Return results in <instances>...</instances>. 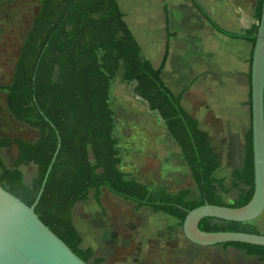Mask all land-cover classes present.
Instances as JSON below:
<instances>
[{"label":"trees","instance_id":"trees-1","mask_svg":"<svg viewBox=\"0 0 264 264\" xmlns=\"http://www.w3.org/2000/svg\"><path fill=\"white\" fill-rule=\"evenodd\" d=\"M261 5L262 0H257L255 22L244 36L251 43L250 61ZM119 70L125 81L133 83V92L156 112L179 147L198 198L190 197V188L169 192L150 187L128 178L119 168L110 106L111 81ZM160 74L161 66L153 67L142 56L116 0H40L22 40L12 79L0 85L11 115L39 131L32 142L0 137V185L29 206L36 201L34 212L39 219L90 264H99L104 258H93L91 247H80L81 236L72 222L74 205L87 200L90 189L95 190L98 200L99 189L105 186L134 203L136 210L148 207L152 212H163L177 219L180 226L189 210L204 203L241 207L252 197L250 128L245 133L242 166L231 174L230 185L236 196L231 203H224L217 190L222 181L213 176L220 165L219 154L208 133L181 106L182 94L174 95ZM11 143L18 148L13 168L6 165L2 155ZM30 163L35 164L36 171L27 177L19 166ZM198 228L205 232L260 233L253 221L214 217L201 218ZM220 245L244 250L264 262L262 245L236 241Z\"/></svg>","mask_w":264,"mask_h":264},{"label":"crops","instance_id":"crops-1","mask_svg":"<svg viewBox=\"0 0 264 264\" xmlns=\"http://www.w3.org/2000/svg\"><path fill=\"white\" fill-rule=\"evenodd\" d=\"M10 1L0 3L2 16ZM116 1L123 13V20L140 46L142 56L153 67L161 66L160 75L165 84L174 95L182 94L181 106L196 118L198 127L208 133L220 161L213 176L230 182L232 171L242 166L245 133L250 127L251 43L244 36L255 22L257 0ZM217 26L229 33H238L241 37L228 35ZM17 57L11 69L8 68L9 78L3 74L6 65H0V85L10 83ZM6 77L8 81L3 83ZM5 95V91L0 89V137L21 138L29 142L37 139V129L17 121L8 111ZM13 128L19 129L18 135L11 134ZM165 132L169 136L167 130ZM166 145L157 146L161 148L158 159L151 156L150 148H145L139 154L131 153L132 159L127 163H132L129 166L133 168H144L140 169L141 174L148 178L153 172L145 169L151 165L158 168V174L164 173L168 180L173 176L170 170L172 166L176 178L182 173L189 175L176 143L172 140ZM8 150L13 154L10 160ZM2 155L6 165L13 168L18 155L16 144L11 143L4 148ZM122 164L119 166L123 167ZM19 169L30 177L35 174L36 166L30 163L20 165ZM121 170L130 172L124 167ZM132 179L149 186L148 180ZM109 191L101 186L96 200L95 190L90 189L88 199L77 202L81 209L79 216L77 203L74 205L72 222L81 236L80 244L94 250L111 249L106 264H146L147 240L159 236L163 231L167 233V226L168 232L176 235L177 219L173 229L171 222L174 217L163 212H152L148 207L136 210L134 203ZM161 214L166 223L160 230L156 222ZM254 220L260 232H264V210Z\"/></svg>","mask_w":264,"mask_h":264},{"label":"rangeland","instance_id":"rangeland-1","mask_svg":"<svg viewBox=\"0 0 264 264\" xmlns=\"http://www.w3.org/2000/svg\"><path fill=\"white\" fill-rule=\"evenodd\" d=\"M39 6L40 0H12L2 13L5 15L2 16L0 13V65H6V68H3V74L7 75L8 78L10 74L8 68L11 69L14 64L22 40L30 29ZM7 77L2 81L3 83L8 81L6 80ZM132 89L133 83L125 81L122 77V70H119L111 81L110 106L114 112L113 136L117 139L120 163H123L124 170H130L127 173L128 178L138 177L148 180L149 186L163 187L169 192L177 191L179 188H190V197L198 198L196 187L190 175L182 173L183 175L180 174L176 178L173 174L174 166L170 167L173 176L170 177L171 180H168L164 173L158 174V168L154 165L145 169L153 172L149 178L141 174L140 169L144 168L130 167L129 165L132 163L128 165L127 160L132 159L131 153L139 154L143 149L150 148L152 150L151 156L158 159L161 153L160 144L167 146L166 144L172 142L156 112L149 110L147 104ZM13 129L11 134L13 136L18 135L19 129ZM7 155L9 160L12 159V152L8 150ZM139 165L137 166L139 167ZM123 167L119 166L120 169ZM28 173L27 175H29ZM230 184L231 181L223 182L222 180L217 188L221 201L224 203H231L236 196V190ZM103 188L105 187L103 186ZM80 210L77 203V216L80 215ZM158 218L156 225L161 230L166 221L162 214ZM172 222L171 225L174 229L176 219H173ZM256 222V220L253 221L254 224ZM167 229L169 231V226ZM168 231L167 233L163 231L159 236L147 240L149 247L144 257L146 264H264L257 259L256 255H248L244 250H239L236 247H224L220 244H196L185 237L180 225L177 227L176 235L174 233L171 235ZM80 247L86 248L83 244H80ZM92 250L93 258L103 257L104 259L99 264H106L105 261L111 253V249L98 248Z\"/></svg>","mask_w":264,"mask_h":264},{"label":"water","instance_id":"water-1","mask_svg":"<svg viewBox=\"0 0 264 264\" xmlns=\"http://www.w3.org/2000/svg\"><path fill=\"white\" fill-rule=\"evenodd\" d=\"M264 0L250 62V130L254 189L241 207L204 203L189 210L183 234L200 245L242 242L264 246V233L217 231L198 228L203 217L251 222L264 210ZM38 198V196H37ZM36 198V200H37ZM27 205L0 185V264H90L78 257Z\"/></svg>","mask_w":264,"mask_h":264},{"label":"flooded vegetation","instance_id":"flooded-vegetation-1","mask_svg":"<svg viewBox=\"0 0 264 264\" xmlns=\"http://www.w3.org/2000/svg\"><path fill=\"white\" fill-rule=\"evenodd\" d=\"M123 199V198H122ZM125 200V199H124Z\"/></svg>","mask_w":264,"mask_h":264}]
</instances>
